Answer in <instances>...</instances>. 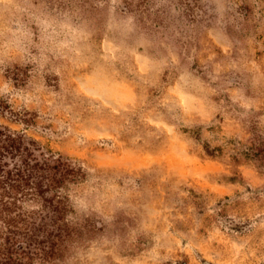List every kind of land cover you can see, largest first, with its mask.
<instances>
[{"label": "rangeland", "instance_id": "rangeland-1", "mask_svg": "<svg viewBox=\"0 0 264 264\" xmlns=\"http://www.w3.org/2000/svg\"><path fill=\"white\" fill-rule=\"evenodd\" d=\"M126 2L0 0V125L80 170L34 264H264V0Z\"/></svg>", "mask_w": 264, "mask_h": 264}, {"label": "trees", "instance_id": "trees-1", "mask_svg": "<svg viewBox=\"0 0 264 264\" xmlns=\"http://www.w3.org/2000/svg\"><path fill=\"white\" fill-rule=\"evenodd\" d=\"M132 1L126 2L128 10ZM6 115L19 122L18 114L0 102V116ZM79 171L25 134L0 125V264H34L61 257V244L74 232L67 233L61 225L67 205L60 189ZM29 202L40 207L27 210L24 205Z\"/></svg>", "mask_w": 264, "mask_h": 264}]
</instances>
